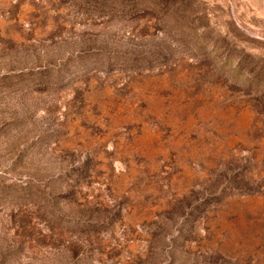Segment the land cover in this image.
<instances>
[{
  "label": "rangeland",
  "instance_id": "374dc122",
  "mask_svg": "<svg viewBox=\"0 0 264 264\" xmlns=\"http://www.w3.org/2000/svg\"><path fill=\"white\" fill-rule=\"evenodd\" d=\"M0 264H264V0H0Z\"/></svg>",
  "mask_w": 264,
  "mask_h": 264
}]
</instances>
